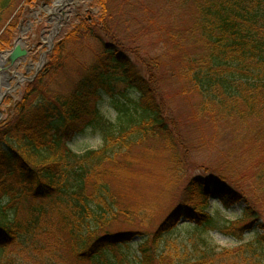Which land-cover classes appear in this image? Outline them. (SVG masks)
Masks as SVG:
<instances>
[{"label": "trees", "instance_id": "obj_1", "mask_svg": "<svg viewBox=\"0 0 264 264\" xmlns=\"http://www.w3.org/2000/svg\"><path fill=\"white\" fill-rule=\"evenodd\" d=\"M19 1L0 0V25L9 23ZM93 1L101 21L113 17L110 0ZM179 2L193 6L183 35L198 51L173 75L202 98L198 117L235 133L229 154L240 143L249 156L256 153L251 173L259 207L239 190L242 171H234L240 163L233 160L218 180L191 179L187 199L159 224L167 208L158 201L124 200L113 185L133 177L134 146L160 138L177 177L183 142L161 99L160 58L147 62L132 53L134 60L120 44L106 43L74 89L54 100L23 103L13 122L0 124V264H264V0ZM87 23L54 49L47 74L62 67L65 44L93 37ZM14 28L11 23L0 38V50L11 46ZM27 91L24 102L37 89ZM105 96L115 118L100 112ZM89 129L101 135L102 146L77 154L68 142ZM212 196L229 207L245 203L242 217L218 218L210 212ZM180 227L191 230V247L167 239ZM252 230L255 238L234 251L219 252L205 236L241 239ZM137 237L142 242L135 244Z\"/></svg>", "mask_w": 264, "mask_h": 264}, {"label": "rangeland", "instance_id": "obj_2", "mask_svg": "<svg viewBox=\"0 0 264 264\" xmlns=\"http://www.w3.org/2000/svg\"><path fill=\"white\" fill-rule=\"evenodd\" d=\"M28 1H19L11 14H8L13 21L9 19L7 25H0L1 38L9 25L15 24L12 44L9 49L0 50L1 55L10 51L21 37L25 46L31 48V56L34 57L29 74L25 72L28 58L23 61V66L19 70L20 74L28 79L20 83L18 90L0 99L2 100L0 112L3 114L0 116V124L13 122L23 103L31 105L38 99L54 100L57 94L68 93L75 88L79 78L87 75V69L96 60L102 44H120L125 51L135 53L144 61H154L158 57L162 61L161 69L158 71L161 78V99L164 100L171 127L175 129L173 131L178 132L183 142V147L179 150L182 153L183 165L175 177V173L169 169L171 168L168 162L169 154L163 146L164 142L160 138L144 140L142 144L134 146L131 152L133 177L124 182L118 181L122 184H115L113 188L124 196L128 203L135 205L137 202L158 201L161 207L167 208L157 220L159 224L168 210L187 199L185 189L191 179L197 178L207 182L218 180L220 171L229 169L230 160H233L240 163V168L234 166V171H242L241 176L236 179V182H240L239 184L237 182L239 190L247 193L253 207H259L256 201H260V196L252 181L254 175L251 173L253 160H257L256 153L249 156L250 149L244 143H240L234 144V153L229 154L227 149L233 143L235 133L231 128L227 129L223 123L216 126L212 120L198 117L197 105L202 98L198 92H191L189 84L184 79L173 75L188 57H193L198 51L183 35L192 24L194 13L192 4L179 0H110L113 17L111 19L107 17L103 22L100 19L102 17L100 8L93 0H61L63 7L61 15H55L54 11L50 15L49 11L56 0H35L29 3ZM84 22H88L87 27H91L93 37L80 36L79 40L65 44L66 50L58 63L62 67L60 69L55 67L54 72L47 74L46 69L52 63L50 58L54 49L75 29L85 26ZM85 31L81 29V34ZM175 33L177 34L175 38L179 37L177 42H173L172 39ZM50 37H53L52 44H49ZM45 53H48L46 64L33 78L36 73L32 66L40 64V58ZM131 57L134 58V55ZM4 82L0 83V95L6 91ZM9 84L11 87L15 86V79ZM34 89L37 91L24 102L26 91ZM99 108L107 118H115L116 113L111 106L110 98L103 97ZM68 146L77 154L84 153L90 149H99L102 146V138L89 129L70 140ZM170 183L172 185H169ZM209 203L210 212L218 218L232 222L242 217L246 207L245 203L229 207L223 202L220 203L216 196H212ZM256 233L257 230L246 231L241 239L218 232L205 236L209 238L212 247L215 246L222 252L236 250L239 245L253 240ZM190 235L191 230L180 227L170 233L167 239L175 241L179 246L191 247ZM141 239L142 237H137L134 243H141Z\"/></svg>", "mask_w": 264, "mask_h": 264}, {"label": "flooded vegetation", "instance_id": "obj_3", "mask_svg": "<svg viewBox=\"0 0 264 264\" xmlns=\"http://www.w3.org/2000/svg\"><path fill=\"white\" fill-rule=\"evenodd\" d=\"M49 44H50V40H49ZM26 49L30 51L31 48L29 49L28 47H26ZM42 56H43V54H42ZM42 56L40 58V62L42 61ZM33 58L34 57L31 56V53H30V55H29V57L27 59V62H26L27 65L25 66V69H26L25 72L26 73L30 72V68H31V64H32ZM22 66H23V61H21L20 64H18V65L11 66L9 68L8 72H5V74H8V76L6 75L3 80H5V82H6V81H10L12 78H15V84L14 85H17V83L19 84L20 83V77L22 76V74H20L19 70H20V68ZM32 68H33V70H35V68L33 66H32ZM18 88L19 87H15V89L10 91V93H8V95L9 94L11 95L12 92H14L15 90H18Z\"/></svg>", "mask_w": 264, "mask_h": 264}, {"label": "water", "instance_id": "obj_4", "mask_svg": "<svg viewBox=\"0 0 264 264\" xmlns=\"http://www.w3.org/2000/svg\"><path fill=\"white\" fill-rule=\"evenodd\" d=\"M8 61L11 62L13 65L16 64L17 61L21 60L23 57H26L28 55V52L26 50H22L21 44H17L16 47L8 52ZM44 66V63L41 65V68ZM2 114L0 113V116Z\"/></svg>", "mask_w": 264, "mask_h": 264}, {"label": "bare ground", "instance_id": "obj_5", "mask_svg": "<svg viewBox=\"0 0 264 264\" xmlns=\"http://www.w3.org/2000/svg\"><path fill=\"white\" fill-rule=\"evenodd\" d=\"M60 9H61V7H60ZM57 12H58V10H57ZM57 14H59V15H61L62 13L60 12V13H57ZM2 57L0 56V59H1Z\"/></svg>", "mask_w": 264, "mask_h": 264}]
</instances>
